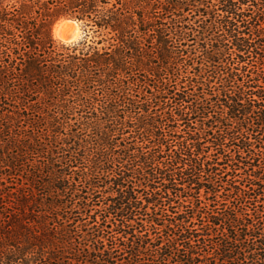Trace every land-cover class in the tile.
<instances>
[{
  "label": "trees",
  "instance_id": "16d2710c",
  "mask_svg": "<svg viewBox=\"0 0 264 264\" xmlns=\"http://www.w3.org/2000/svg\"><path fill=\"white\" fill-rule=\"evenodd\" d=\"M174 3L0 0V264H264V0Z\"/></svg>",
  "mask_w": 264,
  "mask_h": 264
},
{
  "label": "rangeland",
  "instance_id": "374dc122",
  "mask_svg": "<svg viewBox=\"0 0 264 264\" xmlns=\"http://www.w3.org/2000/svg\"><path fill=\"white\" fill-rule=\"evenodd\" d=\"M174 1H175L174 5H175L176 13L175 15H168L166 22L172 23L173 20L178 21V23L181 26L187 28L188 31L185 30V32H190L189 30L190 28L195 29L192 35L193 37L192 38L187 37L185 39L186 45L184 49L187 51V55H186V60H187L186 64H188L187 71L189 73L192 72L193 74H199L201 73V68L203 67L202 64H199V62L202 59L201 55L204 51V45H203L204 39L202 35H200L199 33L201 27V21L204 18V14H205L204 11L207 13L211 11V7L207 9L204 3L207 1V3L211 2V4L217 5L221 0H197V2L196 0H174ZM61 21H70V20L61 19L56 24H58ZM72 21L73 20H71L69 24L74 28V31L75 29H78L77 30L78 39L72 42H63L62 40L55 38L53 34L54 40L57 43L70 45L73 43H78L84 39V37L86 36V32L83 29L82 24L77 21L75 22ZM190 52H192L191 61H189L190 58H188V56H190Z\"/></svg>",
  "mask_w": 264,
  "mask_h": 264
},
{
  "label": "bare ground",
  "instance_id": "6f19581e",
  "mask_svg": "<svg viewBox=\"0 0 264 264\" xmlns=\"http://www.w3.org/2000/svg\"><path fill=\"white\" fill-rule=\"evenodd\" d=\"M70 21H61L54 26L53 34L55 38L62 40L63 42H72L76 41L78 38V29H75L73 38L68 40L67 31L72 30V26H70Z\"/></svg>",
  "mask_w": 264,
  "mask_h": 264
},
{
  "label": "water",
  "instance_id": "95a60500",
  "mask_svg": "<svg viewBox=\"0 0 264 264\" xmlns=\"http://www.w3.org/2000/svg\"><path fill=\"white\" fill-rule=\"evenodd\" d=\"M72 22H75V21H72ZM73 35H74V28L72 27V30L67 31L68 40H71L73 38Z\"/></svg>",
  "mask_w": 264,
  "mask_h": 264
}]
</instances>
